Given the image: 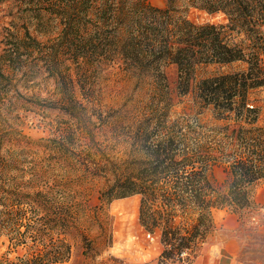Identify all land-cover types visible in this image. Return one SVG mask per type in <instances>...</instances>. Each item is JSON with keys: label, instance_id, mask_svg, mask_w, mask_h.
<instances>
[{"label": "rangeland", "instance_id": "1", "mask_svg": "<svg viewBox=\"0 0 264 264\" xmlns=\"http://www.w3.org/2000/svg\"><path fill=\"white\" fill-rule=\"evenodd\" d=\"M50 1L0 0V264H264V179L251 206L216 210L214 228L196 251L169 259L162 256L161 231L141 222L140 194L102 197L107 178L96 165L119 154V128L131 122L121 115L151 111V79L141 81L118 60L86 63L85 32L92 23L64 34ZM148 1L198 24L229 22L203 0ZM248 68L244 61L203 62L196 82ZM249 97L259 109L257 125L264 126V86ZM172 113L227 122L216 119L197 87L177 97ZM65 132L78 140L70 156L59 152ZM211 176L226 190L223 165Z\"/></svg>", "mask_w": 264, "mask_h": 264}, {"label": "trees", "instance_id": "2", "mask_svg": "<svg viewBox=\"0 0 264 264\" xmlns=\"http://www.w3.org/2000/svg\"><path fill=\"white\" fill-rule=\"evenodd\" d=\"M202 6L224 11L229 22L198 24L148 0H53L47 7L61 17L64 34L92 23L85 32L86 63L118 60L141 81L151 79V111L120 116L131 122L119 128V154L96 169L107 178L104 199L142 196L141 222L161 231L166 259L196 251L214 228V212L248 208L264 179V126L257 125L259 109L249 97L264 86V0H203ZM236 61L247 62L248 70L197 85L198 64ZM196 87L225 124L172 117L177 97ZM76 141L74 132H65L59 152L70 156ZM217 165L228 172L226 190L211 176Z\"/></svg>", "mask_w": 264, "mask_h": 264}]
</instances>
